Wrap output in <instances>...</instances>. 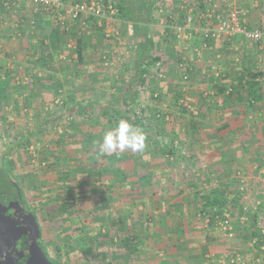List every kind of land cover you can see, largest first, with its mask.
Returning a JSON list of instances; mask_svg holds the SVG:
<instances>
[{
    "label": "rangeland",
    "instance_id": "1",
    "mask_svg": "<svg viewBox=\"0 0 264 264\" xmlns=\"http://www.w3.org/2000/svg\"><path fill=\"white\" fill-rule=\"evenodd\" d=\"M133 1L137 7L147 2V0ZM114 2H117V0H114ZM161 2L164 4L162 3L161 5ZM179 2L180 0L160 1L158 9L155 11L150 31L155 42L153 53L161 56V61L166 68V77H153L145 86L136 83L135 85L138 86L140 93L138 103L135 106L129 105L128 110L132 111L137 108L139 110V106L142 107L143 115L154 121L155 126L158 128L160 115L167 113L169 119H165L163 124L166 132H168L167 138L174 137L182 152H187L189 148L190 152H195L196 154L192 158L169 157L170 160L168 158L165 161L163 160V162L168 161V166H166L168 170H165V172L169 174L165 175L167 177L164 180L166 184H163L168 186V193L165 192V189H159V191L157 189L155 195L162 196V194L166 193L165 195H168L167 198H172L171 200L180 199L182 196H191V198L195 199L198 186L193 184L195 186L192 187L187 184V181L188 179L195 180L198 176L197 172L201 174L198 166H234L227 174L224 173L226 177L227 175L234 176L236 171H245V175L249 177L251 175V179L247 181L245 195L243 194L246 198L244 200L242 198V201L231 209L232 213H230V216L233 214L231 218L235 228V238L228 239L225 237L219 227L213 222L212 225L205 229L207 230V242H210L211 239L210 250H208L211 253L210 259L213 254L223 255L220 258L226 257L227 254H240L239 257L246 264H251L253 262L249 253L250 250L251 252L253 251L251 248L253 246L250 244L251 237L249 235L246 238L245 234L239 235V229H242L239 218L242 215L249 216V214H254L252 213V209L254 211L253 206L256 201L260 200L262 204L258 208L259 219L258 221L250 222V226L252 228L260 226L259 221L264 225V183L262 180L260 181V174L264 172H259L260 167L264 169V121L262 118H257L256 121H259L257 123L253 117L252 122L245 125L247 129L253 131L250 133L252 138L246 137L247 139L239 140L235 145L229 142L225 144L226 147L223 146V148L230 146L231 150L235 152L231 154L233 164L221 163L224 156L215 154L217 152L214 153L212 146L209 145V139L193 141L188 138L187 135H190L188 132L190 133L191 130L187 128L186 122H183V116L186 115V119H190L192 114L187 110L184 111L181 104L184 101H188L195 109L192 101L195 92L191 86L192 77L189 80H184L178 68V63L180 58L193 56V50L196 47L202 48L204 56L209 46L204 49L203 41L201 40L194 44V48L190 49L192 44L191 47L188 45L189 40L179 38L175 32L167 34L165 27L166 16L171 13H174L176 17L180 16L181 3ZM241 7H244L245 10L249 8L247 6ZM142 10L144 9L142 8ZM39 13L38 17H35V13L28 11L27 8L22 6L6 9L2 5V0H0V174L3 176L8 175L14 185L20 183L24 190L26 189V208L33 213H37L40 220L39 224L44 228V238L40 236L39 241L42 242L44 240L48 244L50 257L61 260L66 264H109V262L111 264H174L175 261L177 263L180 262L179 264H186L187 261L183 254L185 251L179 250L175 246L170 248V244L164 245L160 241V239L164 238L163 236L159 235L154 239L153 237L149 238L147 235L139 238L135 235L133 231L135 217L132 219L131 215L143 217L144 221L148 215L146 214V209L140 208L141 203L134 201L135 196L132 195L130 197L131 195L127 193V190L130 191L129 188L123 190V196L119 195V192L117 194L114 189L113 191L108 189L111 195H108V200L104 201L101 199L102 195L93 187L95 183L98 186L99 181L102 180L101 177H97V181L94 177H90L86 171L76 174V177L73 174H68L65 177L68 178V183L64 184L65 181L62 180L65 178L60 174H63L72 166H47L49 156L52 153L56 152L57 155L61 156V152L67 149L66 147H57L58 139L64 132L72 140V136H70L72 133H69L68 130H72L74 127L71 124L70 108L72 107L66 105L68 97L73 94L75 97L88 102V104L91 102L97 103L99 100L104 101L111 95L118 93L124 87L126 80L127 83L130 82L134 59L142 52L140 50V39L133 33L132 24L128 25L118 20H113L110 23L105 22L102 25L104 31L101 29L103 31L101 33L95 31L93 23L96 20L92 18L91 22V17L88 19L87 25H81L78 29H75L76 23L69 18H66L64 23L61 24L51 14L45 11ZM34 18L37 20L36 26L34 28L25 27ZM114 19L116 18L114 17ZM43 26H49L50 32L56 34L55 42H50V39H48L49 43L46 47L48 50L47 56H52L54 61L51 65L47 63L45 66L42 64L41 57H38L40 56V46L36 47L40 45L39 42L43 37L42 33H39L41 29L43 30ZM107 29L109 30L106 31ZM99 33L102 37L98 35ZM107 33L109 35L106 36ZM173 35L175 36L174 38L172 37ZM7 37L15 40L12 48L6 44L5 40H7ZM22 37L30 41L26 43L23 40L25 45H20L18 40H21ZM78 37H82L86 41V52L92 51L90 54V62L92 64L89 63L88 59V63L85 65L84 63L79 65L75 60L76 49L75 51L71 49L73 47H69V44H74ZM32 40L37 42L32 44ZM212 47L210 52H215L216 48L217 51L219 49L215 45H212ZM238 49L240 50V48ZM238 51L233 52L238 53ZM104 53L108 54L105 59L103 58ZM212 58L211 56L210 59ZM215 58L216 55L213 58L214 60H212L218 63ZM101 59H104V61H101ZM217 63H208L207 61L204 68L207 71L209 64H211L209 66L211 67ZM219 63L217 65L220 66L221 64ZM85 70H89L90 74L88 75L87 72L86 76ZM211 71L210 68V75ZM69 73L70 75H68ZM66 77L74 78L75 86L73 88L72 85L71 88L70 85L67 86ZM222 77L217 79L221 81ZM200 89V92H206L205 96L202 95L204 96L203 98L208 99L207 97L211 93L210 90L207 88ZM51 118H54L53 122L44 123L45 120ZM235 125L242 126L240 122ZM210 126L207 123V127L204 126L202 130L208 128L205 131L210 132ZM30 131H34V136L30 139L29 148L22 144H15L18 139ZM248 139H251L249 143L247 142L249 141ZM81 141L72 140V145H83ZM186 143H190L187 148ZM196 143L198 144L197 146ZM203 146L207 151L202 149ZM150 152L151 149L150 151L147 150L146 146L144 151L141 152L143 155L142 161L150 162L152 158H155L156 155H151L152 152ZM225 157L229 159L227 154ZM245 157L247 159L250 158L251 161L247 163ZM249 166H259V171L250 172ZM210 173V176L215 180L213 174L215 176L216 174ZM79 175L82 177H79ZM100 182L102 183V181ZM230 182L229 193L232 192V195L239 194L238 189L241 188L239 182ZM4 187L5 184L1 181L0 193L4 191ZM73 187L74 189L72 190L71 188ZM83 190H88L90 196L86 200V204H82L84 209H81L82 206L76 207L73 204L75 207L71 210V215L64 214L63 210L65 207L60 205V201L68 197L67 200L71 203V201L73 202L71 199L75 196H84L78 194L79 191ZM202 191L203 189H200V192ZM112 198H117L118 202H113L114 199ZM0 201L5 205L11 206L13 213L19 212L21 208L18 198L13 197L11 199L5 195L4 198L0 196ZM162 202L164 203L159 207L167 206V202L171 201L165 199ZM147 205H144V207ZM148 207L150 208V205ZM189 207L186 224L196 230L203 224L202 219H204L205 215L198 210L199 206L197 204H189ZM244 207H248V209L245 210ZM158 210L160 209L157 208ZM78 211L80 213L82 211L83 218H87V220L81 221L82 216L74 214ZM65 216H68L67 219H64ZM261 216H263V219H261ZM121 217H124V219L122 220ZM252 218L249 219L253 220ZM90 237L95 239L114 238V243L109 246L111 248H102L108 253V256H104L103 259L96 263L86 260L80 251V246L91 243ZM127 238L131 240L128 246L124 244V240ZM191 239L189 247L192 249L198 248L202 238L199 239L196 236H192ZM212 243L214 247L217 245L218 252L211 249L214 248L211 245ZM239 243H242V245L244 243L245 247L243 246V249L237 248ZM66 244H70L72 248L68 250L67 254L63 251L59 258L55 246L61 245L63 247ZM234 245L237 247H234ZM254 247L258 248L256 250V254H258L256 258H261L264 261L262 249L259 246ZM190 253L193 258H196V249L190 251Z\"/></svg>",
    "mask_w": 264,
    "mask_h": 264
},
{
    "label": "crops",
    "instance_id": "2",
    "mask_svg": "<svg viewBox=\"0 0 264 264\" xmlns=\"http://www.w3.org/2000/svg\"><path fill=\"white\" fill-rule=\"evenodd\" d=\"M65 2H71L73 0H64ZM196 1V13H199L200 9L202 8L201 6L204 5V7H209L210 4L208 2H205L204 0H195ZM227 2L228 4L230 3H235L237 5L241 6H247L249 8H247L248 10V15H247V21H248V26L250 28H259L261 30H263L264 32V0H219V5L221 7V11L224 12L227 8ZM230 2V3H229ZM163 2H161L162 5ZM181 3V8L180 10L182 12L185 13L184 9L182 8V2L180 0ZM164 4V3H163ZM180 7V6H179ZM244 8V7H241ZM28 11H31L33 13H35V17H38V15L40 13L38 12H34L33 10L27 9ZM180 14V13H179ZM114 17L116 19H114ZM113 17V19L111 18L109 21L107 20L106 23H110L113 20H119L116 15ZM92 18L91 17V22H92ZM36 19V18H35ZM96 19V18H95ZM178 21H181V17L178 16L177 17ZM88 22V21H87ZM87 22L85 23V25H87ZM48 24L49 21H47ZM105 22H103L102 24L99 23V21L96 19L95 23H93L94 25V29L95 31H99V32H103L104 30L102 29V25ZM131 23H128V25H130ZM75 25V24H74ZM73 25V27H75ZM82 24L80 22L76 23V27L75 29H78L79 26H81ZM132 26V25H131ZM25 27L29 28L30 24L25 25ZM38 27V26H37ZM166 27V25H165ZM43 30L41 29L39 33H42L43 37L40 40V45H37L36 47H39V53L40 56H37L42 59V64H44V66L48 63L49 65H51V63L54 61L52 58V56H47V45L50 42H55V33L53 34L52 32H50V28L49 26H43L42 27ZM103 31H102V30ZM133 29V26H132ZM109 29H107L106 31H108ZM134 33V30H132ZM97 33V32H96ZM21 34V33H20ZM24 34V33H23ZM100 36V33L98 34ZM109 35L108 33L106 34V36ZM102 37V36H100ZM43 39H45L43 41ZM23 40L27 42H29V39H26L25 37H22L20 41V45L24 44ZM202 39L200 37V35H193L192 38L189 40L190 42H188V45L191 47L192 44V48H194V44H196V42H200ZM6 44H8V46H10L12 48V45L14 46V39H8ZM37 41L36 40H32L31 43L35 44ZM85 44L86 41L84 40ZM25 45V44H24ZM212 45L217 46L219 49L215 52H210V50H212ZM253 46V47H252ZM24 48V47H23ZM187 48V47H186ZM210 48V49H209ZM207 49V47H204V49L206 50V53L201 55V56H190L189 58V65L192 68L191 71V80L193 81L191 86H192V90H194V98H192L193 101V105L198 109V111L196 112H192L189 111L192 116L191 117H196L197 120L201 123L205 122V123H209L211 126V131H205L202 130L201 128H199L198 130H191V132L187 135L188 138L192 139L193 141H198V139L200 140H206L209 139L210 140V146H212V150L217 153V155L219 156H224L223 161H221L222 164H233L232 160L233 158L231 157V154L233 152V150H231L232 148L230 146H227V148H223V146H225V144L231 142L234 145L238 143L239 140H242L246 137H251L252 138V133L253 131L249 130L246 128V123H250L252 122L253 117L255 118L254 121L257 120V118H263V109L260 107L258 108V105H256V107L252 108L251 111H248L246 109V107H244L243 105H237L235 104V100L231 101V102H223L221 97H217L216 95L214 96V92L217 90V86L220 84H226L228 85L229 89L231 88H235L237 87L238 84V79L240 76H244V78H248L249 75H252V73H263L264 74V35L263 38L257 42L251 43L249 41H247L246 39H244L241 36H236L230 40H225L222 42H212L210 43V46ZM240 48V50L238 49ZM25 49V48H24ZM75 51L76 49V42L74 41V47L71 48ZM253 49V50H252ZM239 50V51H238ZM233 51H238V53H235ZM13 52H15L13 50ZM91 50H89L88 52L85 53V58L84 61L81 63H78L79 65L83 64H87V59L89 60V63L92 64V62H90V54H91ZM76 53V51H75ZM105 55H103V58H106V55H108L107 53H104ZM216 55L215 60H218V63L221 64L220 67L222 69V80L219 81L217 78H215V76H212L214 74L213 71H211V75L210 73V68L209 67L211 64H209L207 66V71L205 70L206 68L205 65L208 63H212L216 61H213L214 57ZM213 57L212 59H210V57ZM28 57V56H26ZM52 59V60H51ZM92 59V58H91ZM104 59L101 61H104ZM210 59V60H209ZM217 63V64H218ZM47 65V66H49ZM88 72V75L90 74L89 70L86 71L85 70V74ZM53 73V72H51ZM208 73V74H207ZM75 74V73H74ZM70 75V73L68 74ZM87 76V74H86ZM67 78V77H66ZM88 79V78H87ZM218 80V81H217ZM260 80L262 81V85L264 86V75L263 77H260ZM67 86L72 85V88L75 86V82H74V78H67ZM127 83V80L126 82ZM174 83V82H173ZM53 84V83H51ZM172 84V82H171ZM126 85V84H125ZM124 85V87H125ZM66 86V84H65ZM66 86V87H67ZM122 87V88H124ZM69 88V89H70ZM200 88H207L208 90H210V96L208 95V99L203 98L206 94L200 92ZM198 91V92H196ZM198 94V96H197ZM204 95V96H202ZM71 96H74L73 94H71ZM191 96V95H190ZM75 97V96H74ZM192 97V96H191ZM77 100H81L77 97H75ZM83 100V99H82ZM70 102V103H69ZM86 102V101H84ZM99 102H101V100H99ZM66 103H69L68 105L70 107L73 108V103H71L70 98L68 97V99L66 100ZM88 104V102H86ZM93 103V102H91ZM96 103V102H94ZM259 104V103H257ZM89 105V104H88ZM71 110V109H70ZM252 112V113H251ZM198 113V114H197ZM70 115V114H69ZM259 115V117H258ZM71 121L73 124L72 126L74 127L72 130H68L69 133H72L70 136H72L73 138H78L77 141H81L83 140V133H86L88 131H91L92 129V135H94V137H103L105 131L101 129L100 126H95L93 128L90 129H86L85 124L83 125V127H81L79 125L80 120H76V116L71 114ZM57 117V116H56ZM168 117V116H167ZM166 119H169V117ZM88 121H93L91 120L90 116L86 117ZM95 118V117H94ZM56 119V118H55ZM84 121V123L87 124V121ZM189 119H186V115L183 116V122L188 123ZM241 123L242 126L239 125H235L236 123ZM257 122V121H256ZM259 122V121H258ZM257 122V123H258ZM216 124V126H215ZM221 124H224L221 126ZM227 124V126H226ZM78 125V126H77ZM226 126V127H225ZM224 127V128H223ZM84 130V131H83ZM73 131V132H71ZM183 136V134H182ZM81 138V139H80ZM194 138V139H193ZM247 139V138H246ZM249 141H247L248 143L250 142L251 139H248ZM226 141V142H225ZM82 144L83 141H81ZM202 142V141H201ZM191 143V142H190ZM190 143H186V148L187 145H189ZM198 144L196 143V146ZM202 146V144H200ZM200 146V147H201ZM87 149L89 150L90 154H93L95 151L92 148V144L88 143L87 144ZM226 147V146H225ZM250 148V146H249ZM152 154L151 155H156L155 158H152V160L150 162L142 161V157H139V161L135 162L136 166L131 167L130 169L132 170V172H134L135 175V179H138V177H140L144 171H146V173H151L152 174V178L151 181L149 183L146 184H142L140 183V179H138L136 182H134L133 184L131 183L132 187L130 189V191H128L127 186L129 184H126L125 182H123L122 180L118 179V177H113V171L117 170L118 168L122 171L123 167L122 166H107V162L106 159L102 158L100 154H98V164L99 166H87L88 171H93V170H99L102 169L103 167H108L106 170V176H104V178L101 180L102 181V185L100 186V189H95L97 190L98 193H100V195H102L101 199L106 201L108 200V195H111L109 193L110 191H113V189L116 191V193L119 195L123 196V190H127V193L130 194L129 196L132 197L135 196V202L141 203V209H146V214L148 215L145 219V221L143 220V217L137 216L136 215H131V218L133 219V217H135V220L133 221V226H134V233L135 235L139 238L143 235H147L149 236V238L153 237L154 239L157 238L159 235L163 236L164 238L160 239V241L163 242L164 245H168L170 244V248L171 246H175L177 249L179 250H184L185 252L184 254V258L187 261L186 264H223L221 263L220 260V254H213L212 258L210 259L209 256L211 255L210 251V247L209 244L211 242L208 241L206 239V232L207 230L206 227H209L210 225H212V222L210 221V218L205 215L204 219L207 221L205 223V220L202 219V225L194 230V228L192 226H189L186 224L187 223V219H188V210L190 209L189 204H197L198 210L201 211L202 209V202L204 201V197L207 195L206 193L213 187V186H219L220 188H224L226 189V191H228V193L230 192V181H234V182H239L240 186L242 184V182L244 181V185L246 188L247 185V181L249 179H251V175L250 177L245 175V171L242 172L243 175L241 178L237 177V172L240 171H236V173L231 176L227 175V177L225 176V174H227V172H229L230 170H232V168L234 166H198L199 170H201V174L199 172H197V177L195 178V180L193 179H188L187 184L191 185L192 187L197 185L198 186V192H200V189L203 191L200 193H196L195 194V199L191 198V196H182L177 199L171 200L168 199V195H165L166 193L162 194V196H158L155 195V192L160 190L165 189V192L168 193V186H164L163 184L165 183L164 180L167 179V177L165 176L166 174H169L168 172H165L166 166H168V161L167 162H163V160L165 161L166 158H168L170 160V158L172 156H168V155H161L155 148H151V147H147V150L150 151ZM203 150L207 151L205 149V147H202ZM150 152V153H151ZM139 153V152H137ZM136 153V154H137ZM184 157L180 156L181 158H187V157H193V155H196L195 152H190L189 148L187 149V152H182ZM235 153V152H233ZM228 155L229 159L225 157V155ZM146 155V154H145ZM149 157V155H148ZM170 157V158H169ZM191 160V159H190ZM245 160L247 163H249L251 161L250 158H246ZM250 168H248L251 171L256 172L259 169V166H249ZM128 169V170H130ZM259 171V170H258ZM213 172L216 174V176L213 174V176L215 177L212 178L210 175ZM260 173L264 172V169H262L260 167ZM225 173V174H224ZM110 174V175H109ZM201 175V176H200ZM261 178L260 181L262 180L264 183V173L260 174ZM253 178V176H252ZM105 179V180H104ZM197 179V180H196ZM232 179V180H231ZM255 181L256 179L253 178ZM259 179V178H258ZM253 180V181H254ZM258 181V180H257ZM101 183V182H100ZM161 183V184H160ZM256 183V182H255ZM260 183V182H259ZM166 184V183H165ZM195 184V185H193ZM126 185V187H125ZM255 185V184H254ZM203 186V187H202ZM109 189V190H108ZM147 189V190H146ZM193 189V188H192ZM197 189V188H196ZM207 190V191H206ZM239 192L242 195L243 200L246 198V196H243L244 192L241 189H238ZM146 191V192H145ZM144 192V193H143ZM164 192V191H162ZM189 194V193H188ZM192 194V193H191ZM230 196H234L232 195V192L229 193ZM245 195V194H244ZM104 196V197H103ZM114 199L113 202H118L117 198H112ZM165 199L170 200L171 202H167V206L163 207H159L161 206L162 201H164ZM260 201V200H259ZM96 202V201H95ZM150 205V208L148 207V205ZM262 204V202H261ZM144 205H147L146 207H144ZM261 207V206H260ZM157 208H159L160 210L157 211ZM233 208V205L230 203V205H227L224 209V212L227 213H232L231 209ZM245 208V207H244ZM96 209V208H95ZM94 210V209H93ZM148 212H150L148 214ZM158 212V213H157ZM198 213V211H197ZM252 213L254 214H249V216H245L242 215L239 218V223H241V227L242 229H239V235H243L245 234L246 238L247 236H251V232H252V228L250 226V222H254L253 220L249 219L252 218L253 215H257V221L259 219V211L258 210H254L252 209ZM200 214V213H199ZM231 216H233V214H231ZM121 219L123 220L124 217H121ZM261 219H263V216H261ZM121 220V221H122ZM144 221V222H143ZM208 223V224H207ZM214 223V221H213ZM259 225L260 226H256L257 231H259L260 228H262L261 226L264 227V225L261 224V221H259ZM260 232V231H259ZM191 234V236H189ZM172 236V238H170ZM192 236H196V238L198 237L199 239L202 238V242H200V245L198 248L196 249V258L192 257V254L190 253V251H194L195 249H192L189 247V244L191 243V237ZM214 241V240H212ZM239 241V240H236ZM141 243V242H140ZM142 245V243H141ZM212 247H214V244H211ZM210 245V246H211ZM239 247H237L236 245H234V247L237 248H242L243 246L245 247L244 243L242 245V243L237 244ZM143 246V245H142ZM166 248V247H165ZM164 248V250H165ZM252 248V252L250 250V255L252 256L250 259H253V262L251 264H263V260L261 258H256L258 254H256V250L258 248L255 247H251ZM144 249V246H143ZM213 250H216L218 252V248L217 245L214 248H211ZM234 249V248H233ZM260 251V250H259ZM262 252H264V250H262ZM254 254V255H253ZM228 255V254H227ZM232 255V254H231ZM234 255H240V254H234ZM262 256V255H261ZM256 258V259H255ZM165 261V260H163ZM180 262L177 263V261L174 262V264H179Z\"/></svg>",
    "mask_w": 264,
    "mask_h": 264
},
{
    "label": "trees",
    "instance_id": "3",
    "mask_svg": "<svg viewBox=\"0 0 264 264\" xmlns=\"http://www.w3.org/2000/svg\"><path fill=\"white\" fill-rule=\"evenodd\" d=\"M162 0H147V2H144L143 5L137 7L133 0H117L115 2L114 7L117 9L116 17L123 21V23L128 24L131 23L133 26L134 34L139 37L140 39V50L142 51L139 56H137L136 59H134L133 62V68L131 71V80L129 83H124L125 87L121 88L118 93H115L111 95L108 99H105L104 101L97 102V103H90L89 105L84 102V100H77L74 96H69L71 103H73V108H70L71 112L70 114L76 116V120H80L79 125L83 127L85 124L86 129L93 128L95 126H100L102 130L106 131L110 128H112L116 122L123 118L129 120L134 125L138 126L139 128L143 129V131L146 134V146L155 148L161 155H168L172 157H184L181 153V147L177 144L176 139L173 138H167L166 135H168V132H166L164 128V120L168 116L167 113L160 115V118L158 119L160 122L159 128L155 126L154 121H152L150 118H146V116L143 115V108L139 106L136 110H128V106H135L136 103H138L139 98V91L138 86L135 84L138 83L140 85H147L148 81L153 77H157L155 75V72L152 70V66L158 62L161 61L160 55H155L153 53L155 42L151 35V26L154 21L155 11L158 9V3ZM146 3V4H145ZM202 9H204V5L201 6ZM142 8L144 10H142ZM181 19L184 18L185 13L179 10ZM95 19V18H93ZM217 17L215 18V21H217ZM96 20V19H95ZM182 21V20H181ZM177 20V17L174 13L167 14L166 16V31L167 34H173V24L177 22H181ZM175 37L174 35L172 36ZM172 38V39H173ZM86 44L84 42V39L82 37L76 38V61L77 63H81L84 61L85 53H86ZM263 73H252V75H249L248 78H244V76H240L238 79L237 87L231 88L229 93L227 92L229 90L228 85L226 84H220L217 86V90L214 92V96L221 97L222 101L227 103L235 100V104L237 105H243L246 107L248 111H251L252 108L256 107L258 105V108H262L264 111V86L262 85V81L260 80V77H263ZM158 78V77H157ZM135 81V82H133ZM158 96V95H157ZM159 98V97H157ZM259 103V104H257ZM68 105V103H66ZM181 107L188 112L190 111L187 109L184 104H181ZM195 110L198 111V109L195 107ZM199 113V111H198ZM197 113V114H198ZM263 115V121H264V113ZM87 116H90L91 120H86ZM95 117V118H94ZM198 116L191 117L188 120L187 128L192 130H198L199 128H203L204 126L207 127V123L199 122L197 120ZM54 118L45 120V124L53 122ZM87 121V124L84 123V121ZM78 126V125H77ZM227 126V124H226ZM225 126V127H226ZM264 126V125H263ZM201 128V129H202ZM224 128V127H223ZM208 129V128H206ZM205 129V130H206ZM84 131V130H83ZM92 129L91 131H88L86 133H83V145L76 146L72 145V140H78V138H73L72 140L69 139V136L67 133L64 132V134L58 139V145L57 147L62 148L66 147L67 149L64 152H61V156L57 155L56 152L52 153L49 156V163L47 166H72L70 169L66 170L63 174H60L63 178H65L68 174H73L76 177V174H79L80 172L86 171L90 177H94L97 180V177H101V179L106 176L107 168L103 167L99 170H93L88 171L87 166H99L98 164V154L101 155L102 158L106 159L107 166H122V171L118 168L117 170L113 171V177H118V179L122 180L126 184H129L127 188L132 187L131 183L133 184L138 179H140L141 185L149 183L151 181V178L153 177L151 173H146V171L143 172V174L138 177V179H135L134 172L130 169L135 165L136 161H139V157H143L141 152L137 153L132 152L131 150H125L123 152H120L117 150L114 153L111 154H103L99 151V142L102 141L103 137H94L92 135ZM173 134H175L173 132ZM170 135V134H169ZM34 136V131H30L26 133L25 136L18 139L16 141V145H24L29 148L30 145V139ZM81 139V138H80ZM91 143L92 148L94 149V153L90 154L89 150L87 149V144ZM28 158V157H27ZM29 159V158H28ZM30 162V160H29ZM130 169V170H128ZM62 173V171H61ZM79 177H82L79 175ZM68 178L63 179L62 181H65L64 184L68 183ZM105 180V179H104ZM3 181L5 184L4 191L0 193V196L4 198L5 195H7V198H18V202L21 204V206L27 207L26 202V189L20 185V183L15 184L12 182V179H9L8 175H1L0 174V182ZM98 181V180H97ZM101 181V180H100ZM98 183V186H93L95 189H100V186L102 183ZM82 184V182H81ZM161 184V183H160ZM16 187V188H15ZM126 187V185H125ZM72 190L74 189L71 188ZM77 190V189H76ZM78 191V190H77ZM78 194L84 195L83 197L75 196L73 199V202L71 203L67 200V198H64L60 201V205L64 208V214L71 215V210L76 207H81L82 204H86V200L90 197L88 190L86 191H79ZM207 195L204 197V201L202 202V209L201 212L207 215L210 218V221H214V214L215 210H217L218 213H222L227 205H230V203L233 205V208L236 207V204H238L240 201H242V195L239 192V194H236L234 196H230L228 191L224 188H220L218 185L213 186L207 193ZM77 195V194H76ZM48 196V195H47ZM50 197V196H49ZM72 197V196H71ZM53 198V197H51ZM50 200V198H49ZM75 206H74V205ZM79 204V205H76ZM82 210L84 207L82 206ZM38 222L39 216L36 212H34ZM63 214V215H64ZM76 215L82 216L81 213L78 211L74 213ZM86 214V213H84ZM84 216V215H83ZM81 221L87 220V218H83ZM68 216H65L64 219H67ZM253 221H257V215H253ZM80 221V222H81ZM260 232L257 231L256 226L254 229H252L251 232V238L253 236H259ZM44 228L41 227V237L44 238ZM91 243L88 245H82L80 246V251L86 260H89L91 262H98L100 259H103L104 256H108V253L102 250V248H111L109 247L114 243V238L111 237L109 239H95V238H89ZM262 242L264 241V237L261 238ZM131 240L129 238L124 240L125 245H129ZM261 242V243H262ZM21 246L27 250V246L25 243V237L20 241ZM40 245L43 248L45 254L49 256L48 251V244L43 240L40 241ZM58 256L60 258V255H62L63 251L68 253V250L72 248V246L69 244L63 245H56L55 246ZM110 250V249H108ZM28 256V254H26ZM51 258V261L54 264H66L62 262L61 260ZM111 264V262H109Z\"/></svg>",
    "mask_w": 264,
    "mask_h": 264
},
{
    "label": "built area",
    "instance_id": "4",
    "mask_svg": "<svg viewBox=\"0 0 264 264\" xmlns=\"http://www.w3.org/2000/svg\"><path fill=\"white\" fill-rule=\"evenodd\" d=\"M210 4L209 7L200 9L199 13H196V1L195 0H181L182 8L185 11V16L181 22L173 24L174 32L179 38L190 40L193 35H200L203 46H210L212 42H222L230 40L236 36H241L247 41L254 43L263 38L264 32L259 28H250L248 26L247 15L248 10L239 7L235 3L228 4L224 12L221 11L219 0H204ZM114 0H73L71 2H65L64 0H2V5L6 9L12 7H24L34 12H47L54 16L61 24L64 23L66 18L82 25L88 21L90 17L96 18L100 24L109 21L117 14V9L114 7ZM218 18L215 21V18ZM37 20H30V27H35ZM69 47H74V44H69ZM202 48L196 47L193 50V56H201ZM189 58H180L178 68L182 74L184 80H189L191 77L192 68L189 65ZM152 70L158 78L166 77V68L162 61L156 62L152 66ZM211 70L216 78L222 76V69L219 65L213 64ZM231 89L227 92L229 93ZM184 106L192 112H196L194 107L188 102H182ZM242 172H237V177L241 178ZM241 184V190L246 191L245 185ZM261 205V201H256L253 206L254 210H258ZM245 210L248 207L244 208ZM214 224L219 227L225 237L228 239L235 238V228L232 218L229 213H218L215 210ZM259 229L260 235L253 236L250 240L251 246H259L264 250V241L261 238L264 237V227ZM262 242V243H261ZM227 258V259H226ZM223 264H246L239 255H227L219 260Z\"/></svg>",
    "mask_w": 264,
    "mask_h": 264
},
{
    "label": "water",
    "instance_id": "5",
    "mask_svg": "<svg viewBox=\"0 0 264 264\" xmlns=\"http://www.w3.org/2000/svg\"><path fill=\"white\" fill-rule=\"evenodd\" d=\"M12 207L0 201V264H54L40 245L41 226L33 212L15 218ZM25 208L21 206L20 211ZM11 213V214H10ZM27 236L25 251L18 248V241ZM28 254L25 261H20Z\"/></svg>",
    "mask_w": 264,
    "mask_h": 264
},
{
    "label": "clouds",
    "instance_id": "6",
    "mask_svg": "<svg viewBox=\"0 0 264 264\" xmlns=\"http://www.w3.org/2000/svg\"><path fill=\"white\" fill-rule=\"evenodd\" d=\"M98 146L103 154H111L117 150L143 152L146 147V134L129 120L121 118L112 128L105 131Z\"/></svg>",
    "mask_w": 264,
    "mask_h": 264
},
{
    "label": "flooded vegetation",
    "instance_id": "7",
    "mask_svg": "<svg viewBox=\"0 0 264 264\" xmlns=\"http://www.w3.org/2000/svg\"><path fill=\"white\" fill-rule=\"evenodd\" d=\"M24 208H25V210L22 212V211H20V212H17V214H15V215H12V217H15L16 219L17 218H22V217H24V215H26L28 212H32V211H30L28 208H26L25 206H24ZM11 213H12V211H11ZM10 213V214H11ZM23 237H25V243H26V241H27V236H22L20 239H19V241H18V248L19 249H23V250H25L22 246H21V243H20V241L23 239ZM40 239V238H39ZM40 242V241H39ZM27 246V245H26ZM27 249H28V246H27ZM26 251V250H25ZM27 254V253H26ZM28 258V256L27 255H25L24 256V258L23 259H21L20 261H25L26 259Z\"/></svg>",
    "mask_w": 264,
    "mask_h": 264
}]
</instances>
